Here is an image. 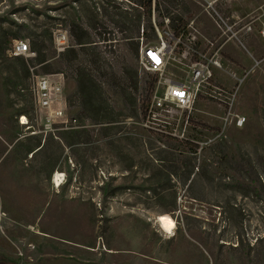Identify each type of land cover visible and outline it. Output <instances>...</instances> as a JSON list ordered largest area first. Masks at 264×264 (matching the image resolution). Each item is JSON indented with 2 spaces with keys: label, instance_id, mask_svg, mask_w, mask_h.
Returning <instances> with one entry per match:
<instances>
[{
  "label": "rangeland",
  "instance_id": "obj_1",
  "mask_svg": "<svg viewBox=\"0 0 264 264\" xmlns=\"http://www.w3.org/2000/svg\"><path fill=\"white\" fill-rule=\"evenodd\" d=\"M82 1L0 0V264H264V0H186L189 13H172L190 16L186 35L175 39L156 29L143 40L156 45L160 35L170 46L180 40L167 65L171 79L185 78L193 52L217 59L221 101L203 94L191 113L171 106L148 123L105 86L117 127L105 133L86 120V132L66 145V130L52 124L46 131L36 119L30 71L8 53L14 36L30 48L36 37L43 40V63L20 58L35 74H63L68 120L79 122L81 112L73 68L50 37L68 32L74 15L86 29L103 24L88 32L108 72L136 74L138 95L153 76L110 22V6L124 0H85L81 7ZM214 12L243 18L240 43L221 37ZM21 115L27 127L19 125ZM161 132L188 143L180 149L196 166L189 187L171 175L166 180L156 161L174 152L168 143L177 144ZM38 142L42 150L29 154ZM165 181L171 189L157 197L152 190L160 193ZM161 215L173 220L171 234L158 225Z\"/></svg>",
  "mask_w": 264,
  "mask_h": 264
},
{
  "label": "trees",
  "instance_id": "obj_2",
  "mask_svg": "<svg viewBox=\"0 0 264 264\" xmlns=\"http://www.w3.org/2000/svg\"><path fill=\"white\" fill-rule=\"evenodd\" d=\"M80 1V0H77ZM82 1V0H81ZM86 6V1L83 0L81 7ZM110 22L119 29L122 33H125L123 39L126 41L127 45L131 47V52L137 58L140 39L151 40L156 35V29L162 33L169 31L172 36L176 39L179 36H184L187 34V25L190 19L185 18L183 15L174 16L173 10L181 9L183 13H189V9L186 6V0H124L119 4H113L110 6ZM105 10V9H104ZM154 13V20L152 19V14ZM163 20H167L164 24ZM154 21V22H153ZM144 23V28L141 27ZM102 25L92 26L89 29L97 30L102 29ZM88 28H84L79 20L78 16H73L70 20L68 26V35L71 39V44L69 48L66 49L62 55L67 56V62L73 68L74 80L76 83L77 90V101L81 109L79 115V126H83V122L88 120L93 125L100 126L103 132H110L114 130L118 123L117 115H115L113 108L110 106L108 99L106 97V87L110 88L113 92L121 96L132 116H137L140 113L145 121L148 120V108L150 103V98L154 90V85L156 82L155 77H151L150 80L144 83V87H140V94L144 93L141 97L138 95L139 82L137 75L134 76H117L114 72H108L106 68L110 70L105 58L102 53L98 51L97 45L90 38ZM142 30V35L139 32ZM19 36H14L13 40H18ZM53 36L50 37L52 42ZM103 41H109V39H104ZM42 43L39 37L31 42L30 50L36 54L33 60L30 62H35L41 64L45 61V57L42 54ZM53 45V44H52ZM22 61V70L26 75H29V68L26 64H23L24 60L20 57H15ZM47 73V72H46ZM96 76L103 79L104 82L100 83L96 80ZM137 105L139 107H137ZM139 111V112H138ZM30 120V118H29ZM143 120V121H144ZM82 132H86L84 129L74 130V131H64L61 134L62 142L66 145H71L73 142L71 140L74 137L81 136ZM163 132L159 134L162 138L175 141L177 144H167V149L174 152L168 153L163 159H157V162L161 163V167H164V172L167 173V178L169 180V175L173 178H177L176 181L182 186L189 187L194 178L191 179L193 170L195 169V163H192V158L189 156H183L184 153L180 147L188 143L183 140L179 142L175 138L162 136ZM190 146V145H189ZM43 147L40 148V143L38 142L34 147L28 148L29 154H36ZM38 149V150H37ZM37 150L35 153H33ZM178 152V153H177ZM189 153L195 154L196 152L191 148L188 149ZM160 184L157 188L161 190L160 193L154 192L157 197H164L171 187L166 184ZM175 209V200L173 199L171 204V209ZM170 210L168 212H170ZM167 212V213H168Z\"/></svg>",
  "mask_w": 264,
  "mask_h": 264
},
{
  "label": "built area",
  "instance_id": "obj_3",
  "mask_svg": "<svg viewBox=\"0 0 264 264\" xmlns=\"http://www.w3.org/2000/svg\"><path fill=\"white\" fill-rule=\"evenodd\" d=\"M214 15L221 37H224L226 42H239L240 33L244 30V26L241 24L243 18L222 16L215 12ZM261 34L264 36V28ZM163 35L166 36L169 33L164 32ZM158 37L159 43L156 45L144 44L141 38L138 52L144 69L156 79L148 108V120L154 121L157 120V116L160 114L164 116L169 114V107L171 106L177 110L191 113L198 98L203 94L209 100L221 101L220 97L224 91L214 82L213 75L215 69H221L219 61L214 57L193 52L197 55V59L186 65L185 78L182 80L171 79L166 73L167 65L180 40H175L174 46H170L160 35ZM189 37L194 42L195 37L191 35ZM52 43L57 55L62 54L70 45L68 33L58 30L53 34ZM8 53L12 57H23L25 60H33L36 56L23 40L12 41ZM186 55L187 53L184 52L182 57L185 58ZM33 70L34 68H29L31 77L28 93L36 119L43 120L44 130H50L52 124H56L60 129L66 131L85 128V126H79L76 119L68 120L67 118L63 74H35ZM150 120L147 122L149 123ZM177 122H180V120H177ZM18 123L21 127H27L28 118L21 115L18 117ZM242 124L243 119L237 118L236 127H240ZM168 135L173 137L175 134L169 133Z\"/></svg>",
  "mask_w": 264,
  "mask_h": 264
},
{
  "label": "bare ground",
  "instance_id": "obj_4",
  "mask_svg": "<svg viewBox=\"0 0 264 264\" xmlns=\"http://www.w3.org/2000/svg\"><path fill=\"white\" fill-rule=\"evenodd\" d=\"M59 176H60L59 173H56L54 175L55 182L59 181V179H58ZM157 222H158V225L162 228V230L166 234H171L175 228V224L169 216L161 215V216L157 217Z\"/></svg>",
  "mask_w": 264,
  "mask_h": 264
}]
</instances>
